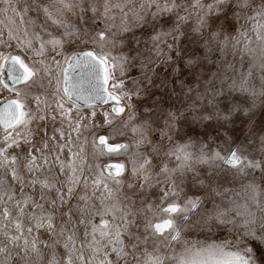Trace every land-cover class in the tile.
Listing matches in <instances>:
<instances>
[{
    "label": "snow or ice",
    "instance_id": "snow-or-ice-1",
    "mask_svg": "<svg viewBox=\"0 0 264 264\" xmlns=\"http://www.w3.org/2000/svg\"><path fill=\"white\" fill-rule=\"evenodd\" d=\"M0 132V264H264V0H0Z\"/></svg>",
    "mask_w": 264,
    "mask_h": 264
},
{
    "label": "rangeland",
    "instance_id": "rangeland-1",
    "mask_svg": "<svg viewBox=\"0 0 264 264\" xmlns=\"http://www.w3.org/2000/svg\"><path fill=\"white\" fill-rule=\"evenodd\" d=\"M92 47H96V46H92ZM74 48L76 50H84L83 46H80V45L74 46ZM72 50H74V49L70 48L68 50L69 53ZM113 55H115V53H113ZM115 74H116L117 77H119V75H120L118 70L116 71ZM128 75L129 76H136V72L132 71V72L128 73ZM126 85L128 87H132V85L130 83H128L127 80H126ZM53 88H54V84H53ZM85 110H87L86 106H85ZM60 127H63L65 129V131H67V124L66 123H64L62 125L59 120H57L54 123L49 121V123H48L49 135H51L53 133V130L55 128H60ZM94 131H96L98 135H104V134L108 133L109 129L107 128V126H105L103 128L95 129ZM0 135H2V132H0ZM91 139H92L91 133H89L88 134V141L89 142L85 146V155L88 156L89 162L93 163V164L99 162L102 165L109 163V157L99 155L98 154V150L93 148L92 143H91ZM128 139H130V134H127L125 137H120V136L111 137L109 142L110 143H119V142H121V140H128ZM212 147L214 148V147H216V145L213 144ZM94 153H95V155H94ZM125 159H126V154H124V153L113 154L112 157H111L112 161H119V160H125ZM156 191H157V193H159L160 190L157 189ZM189 233L190 234H189V236L187 238L189 239L190 242L199 241V242H204V243H210L212 240H221V239L225 238L220 233H208V232L204 231L203 234H202L200 230H189Z\"/></svg>",
    "mask_w": 264,
    "mask_h": 264
},
{
    "label": "water",
    "instance_id": "water-1",
    "mask_svg": "<svg viewBox=\"0 0 264 264\" xmlns=\"http://www.w3.org/2000/svg\"><path fill=\"white\" fill-rule=\"evenodd\" d=\"M74 71H75L76 74H78V73L80 72V69L77 68V69H75ZM100 103H102V101H101Z\"/></svg>",
    "mask_w": 264,
    "mask_h": 264
}]
</instances>
